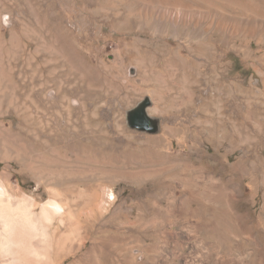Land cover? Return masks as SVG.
<instances>
[{
	"label": "rangeland",
	"instance_id": "obj_1",
	"mask_svg": "<svg viewBox=\"0 0 264 264\" xmlns=\"http://www.w3.org/2000/svg\"><path fill=\"white\" fill-rule=\"evenodd\" d=\"M0 199V264H264V0H0Z\"/></svg>",
	"mask_w": 264,
	"mask_h": 264
},
{
	"label": "bare ground",
	"instance_id": "obj_2",
	"mask_svg": "<svg viewBox=\"0 0 264 264\" xmlns=\"http://www.w3.org/2000/svg\"><path fill=\"white\" fill-rule=\"evenodd\" d=\"M48 211L49 212L51 211L52 213H62L63 210L60 204L56 202H47L43 206L42 212L46 213ZM0 221L3 223L4 231L5 232L8 231V233H5V235L10 234L11 236H13V238L14 237L20 238V235L24 232V228L28 227L29 225H32L30 216H28L26 213H23V209L18 208L17 205L12 206V204L9 201L3 202L1 199H0ZM1 238L3 239L5 238V236H2ZM1 248L3 249V246H1Z\"/></svg>",
	"mask_w": 264,
	"mask_h": 264
},
{
	"label": "water",
	"instance_id": "obj_3",
	"mask_svg": "<svg viewBox=\"0 0 264 264\" xmlns=\"http://www.w3.org/2000/svg\"><path fill=\"white\" fill-rule=\"evenodd\" d=\"M152 101L149 96H145L133 108L126 110L125 120L129 128L148 134L158 133L161 119L158 116L150 115L148 107Z\"/></svg>",
	"mask_w": 264,
	"mask_h": 264
}]
</instances>
